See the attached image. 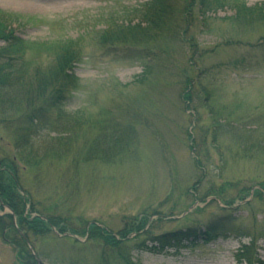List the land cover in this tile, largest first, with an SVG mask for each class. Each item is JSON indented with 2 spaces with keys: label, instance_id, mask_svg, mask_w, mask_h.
Wrapping results in <instances>:
<instances>
[{
  "label": "rangeland",
  "instance_id": "1",
  "mask_svg": "<svg viewBox=\"0 0 264 264\" xmlns=\"http://www.w3.org/2000/svg\"><path fill=\"white\" fill-rule=\"evenodd\" d=\"M164 4L153 25L148 11ZM243 6L264 0H0L27 41L30 81L53 74L63 46L79 58L63 112L34 134L32 164L14 148L21 112L0 103V157L18 156L34 200L76 227L117 232L151 216L143 238L219 219L216 237L135 250L134 264H264V14L239 19ZM117 31L120 46L104 44ZM104 137L118 141L112 157L86 159ZM54 233L38 242L42 264H125L102 241ZM16 254L0 234V264H20Z\"/></svg>",
  "mask_w": 264,
  "mask_h": 264
},
{
  "label": "trees",
  "instance_id": "2",
  "mask_svg": "<svg viewBox=\"0 0 264 264\" xmlns=\"http://www.w3.org/2000/svg\"><path fill=\"white\" fill-rule=\"evenodd\" d=\"M226 1L201 0L206 9L224 7ZM152 8L153 10H149L146 17L154 25L158 19V12L160 11V14L168 13V6L164 4L160 10L156 6ZM257 13L264 14V9L250 10V8L243 6L239 8L238 16L239 19L249 18L257 15ZM17 20L15 15L0 11V103L13 106L21 112L16 117L19 122L13 123L15 124L14 148L21 155L23 161H25L24 158H27L25 162L32 164L31 148L34 142V134L40 125L54 123L50 118L54 110L59 113L63 112V107L71 95L72 88L78 83L75 69L79 58L76 50L63 46L62 51H59L57 69L53 74L50 77H44L41 73H37L34 77L35 82L30 81L26 74L24 61L27 41L17 34V28L14 26ZM129 26V24L127 26L118 25V29L131 30L133 27L130 28ZM118 31L112 36L111 34L106 36L103 39L104 44L110 42L114 47L120 46L122 32L118 33ZM121 41L124 43L121 46L129 45L128 41ZM8 93L16 95L7 100ZM2 121L0 120V123ZM117 143V140L108 141L105 137L101 138L96 146L92 145L87 148L85 157L90 160L96 157L109 159L112 157L110 154L112 151L114 152ZM18 164V156L0 157V211L5 210V208L11 210L9 213L0 215V234L3 241L16 250L20 264H42L40 262V260L42 261V254L37 246L38 242L52 237L56 231L66 235L65 239L70 238L68 237L70 234H76L87 238L88 241H102L106 249L110 248L118 260L125 264H134L132 252L135 250L161 253L170 246L177 247L191 243V240H196L197 232L201 229H205L203 233L205 239L216 237L215 231L222 229L218 225L219 219L217 218L206 226L190 225L186 228L159 235L151 234L142 238L141 236L148 234V231L146 232L144 229L146 228L145 224L151 218V216L145 215L134 223H127L123 229L117 232L102 228L97 222L87 221L82 226L76 227L73 225L71 217L47 212L34 200L33 195L25 186ZM263 188L260 186L257 189L260 191ZM248 190L246 189L245 192ZM243 194L240 195V203L247 200L244 197L245 193ZM231 204L230 202L226 203V205ZM28 206L29 209H27ZM210 228H213L215 233L209 231ZM33 250L36 254L33 253Z\"/></svg>",
  "mask_w": 264,
  "mask_h": 264
}]
</instances>
